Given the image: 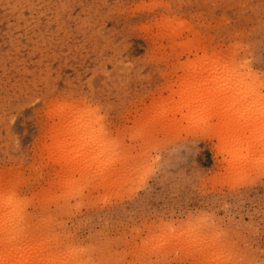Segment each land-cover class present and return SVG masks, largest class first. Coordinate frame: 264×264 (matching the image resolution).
I'll return each instance as SVG.
<instances>
[{"label": "rangeland", "instance_id": "374dc122", "mask_svg": "<svg viewBox=\"0 0 264 264\" xmlns=\"http://www.w3.org/2000/svg\"><path fill=\"white\" fill-rule=\"evenodd\" d=\"M194 83L245 90L195 119ZM261 113L264 0H0V255L264 264Z\"/></svg>", "mask_w": 264, "mask_h": 264}, {"label": "bare ground", "instance_id": "6f19581e", "mask_svg": "<svg viewBox=\"0 0 264 264\" xmlns=\"http://www.w3.org/2000/svg\"><path fill=\"white\" fill-rule=\"evenodd\" d=\"M197 82V81H196ZM200 83V82H199ZM198 83V84H199ZM202 83V82H201ZM213 82H211L210 84H212ZM209 84V87H205V89H204V93H201L200 92V84L199 85H196L195 83L193 84V86L191 85L190 86V88H186V90H184L183 92H182V94H181V99H180V102H179V107L180 108H184V109H186L187 110V113H185L186 114V117H192V118H195V116H197V114L196 113H198L199 111L201 112V113H206V111L208 110V109H212V107H214L215 106V108H216V106H218L219 107V111L221 110V111H224V110H229V108L231 109V108H234L235 106L234 105H236V106H238L239 104H240V99H239V97H241L240 95H242V91H241V87L242 86H236V88H239V90L238 89H235L233 86V88L235 89V90H238V91H240L241 92V94L238 92V91H234L235 92V94H233V95H231L228 99H226L225 97H223L222 95H220V96H222L223 98H225V99H223V98H221L219 95H217L216 93H213V89L215 88H213V86L212 85H210ZM195 85V86H194ZM203 85V84H202ZM201 85V89L203 88V86ZM208 85V84H207ZM213 85L215 86V84L213 83ZM244 85L246 86V84L244 83ZM243 85V88L245 87ZM206 86V85H205ZM188 87V86H187ZM232 87H231V89H232ZM199 88V89H198ZM228 88L230 89V86H228ZM241 88V89H240ZM246 88H247V86H246ZM242 90H245V88L244 89H242ZM250 90H252V89H250ZM201 94H200V93ZM243 92H246L247 93V89H246V91H243ZM239 93V94H238ZM246 93H244V94H246ZM214 94L216 95V96H214ZM248 94V93H247ZM217 96H218V98H217ZM220 97V98H219ZM239 101V102H238ZM249 104V102L248 103H246V107H247V105ZM234 106V107H233ZM245 107V108H246ZM214 108V110L216 111L218 108H216L215 109ZM255 109V108H254ZM192 111H195V114H194V112H192ZM253 111V110H252ZM199 112V113H200ZM214 113V112H213ZM194 114V115H193ZM244 117H242V119H243V121L240 119V121H242V123L244 124V123H247V125L252 121H254V118H256V119H258L257 121H259V118H257L256 116V114H253V113H251V112H248L247 110H246V113L244 112ZM263 114L264 113H261V115L260 116H258V117H261L260 119L261 120H264V117H262L263 116ZM256 115V116H255ZM197 117H200V114H199V116H197ZM221 117H223V116H221ZM239 118V117H238ZM196 119V118H195ZM227 119V126H228V131H227V134H226V136H224L225 138H226V142L228 143V150H227V143H225L226 144V150L228 151V155L231 157V162H232V164H233V167H235V165L237 164V163H240L241 161L240 160H242V162H244L245 163V161H247V159H246V157H244L245 158V161H243V156H245V155H243L244 153H243V150L245 149V151L247 150L246 149V147H244V143L245 144H247V141H246V138L244 137L245 136V133H244V136L242 135L243 133H241V135L244 137H240L238 134H240L239 133V129L240 128H238L237 129V127H240V125L242 126V124H239V123H237V125H239V126H236V130H233L232 129V126L234 127V125L232 124L233 122V117H229L228 116V118H226ZM229 120V121H228ZM238 120V119H237ZM261 120H260V123H261ZM235 121V120H234ZM251 122V124L250 125H248V127L244 124L243 126H242V130H243V127L244 128H249V130H250V126H252L253 125V123ZM255 122V121H254ZM257 122H255V124L254 125H258L259 124V122H258V124H256ZM232 125V126H231ZM253 125V126H254ZM264 125V124H263ZM262 126V125H261ZM254 128V127H253ZM258 128V127H257ZM256 128V130L255 131H253V134L256 136V137H259V139H262L263 140V138H264V135H263V132L261 131V129H263L264 128V126H263V128L262 127H260L259 126V128L257 129ZM240 129V130H241ZM252 129V128H251ZM242 130H241V132H242ZM238 131V132H237ZM246 131H248L247 129H246ZM251 131V130H250ZM238 133V134H237ZM251 134H252V132H250ZM75 136H77V135H75ZM239 136V137H238ZM253 136V135H252ZM255 136L253 137V138H255ZM73 137V136H72ZM228 137V138H227ZM70 138V137H69ZM75 139V138H74ZM224 139V138H223ZM250 139L252 140V137H250ZM257 139V138H256ZM255 139V140H256ZM259 139H257L258 141H260ZM71 140H72V138H71ZM254 140V139H253ZM254 140V141H255ZM73 141V140H72ZM75 142H76V140H74ZM79 141V140H78ZM77 141V142H78ZM224 141V140H223ZM246 141V142H245ZM76 142V143H77ZM70 143V142H69ZM79 143V142H78ZM223 143V142H222ZM73 145V142L72 143H70L68 146H70V145ZM70 146V147H73V146ZM67 146V145H66ZM67 146V150H68V147ZM81 147V146H80ZM242 147H244L243 149H242ZM253 148L254 147H252L249 151L250 152H252L251 150H253ZM256 148V147H255ZM71 149V148H70ZM75 149H78V148H75ZM74 148H73V150H75ZM73 150H68V152L70 151V152H72ZM76 151V150H75ZM75 151H73L74 153H75ZM78 151H80L79 149L77 150V152ZM249 151L247 150V152L249 153ZM69 152V153H70ZM76 152V153H77ZM105 152V151H104ZM253 152H254V150H253ZM80 154V153H79ZM250 154V153H249ZM256 155V154H255ZM91 156H94V155H91ZM248 156V155H247ZM72 157V156H71ZM251 157V155H249V158ZM252 157H253V154H252ZM251 157V158H252ZM71 160V159H70ZM75 160V159H74ZM77 160V159H76ZM249 160H252V159H248V162H249ZM69 161V160H68ZM240 161V162H239ZM73 162V161H72ZM75 162V161H74ZM242 162H241V164H242ZM251 162V161H250ZM71 163V162H70ZM76 163V162H75ZM236 163V164H235ZM235 164V165H234ZM240 164V165H241ZM239 165V166H240ZM239 166L237 165L236 166V168L238 167V169H239ZM241 168H242V165H241ZM17 206V205H16ZM13 210V209H12ZM10 213V212H9ZM4 215H6V214H4ZM6 217H7V215H6ZM5 220V219H4ZM1 221V220H0ZM7 221V220H6ZM13 221V220H12ZM3 226V225H2ZM6 226H8V225H6ZM14 227V226H13ZM13 229V228H12ZM9 240V239H8ZM21 250V249H20ZM2 254V253H1ZM20 254L21 255H18L19 256V258L21 259V257H22V251L20 252ZM16 255H17V253H16ZM11 256V255H10ZM9 256V257H10ZM14 258V257H13ZM16 259H17V256L15 257ZM18 258V259H19ZM24 258V257H23ZM23 258H22V261H23ZM7 259H8V257H6V256H3V255H0V264H6L8 261H7ZM17 259V260H18ZM19 259V260H20ZM25 259V258H24ZM29 259V258H28ZM35 259V258H34ZM18 260V261H19ZM10 261V260H9ZM21 261V262H22ZM28 261V260H27ZM29 261H31V260H29ZM57 261H58V259H57ZM60 261H61V259H60ZM59 262V261H58ZM9 263V262H8ZM12 263V262H11ZM23 263V262H22ZM24 263H25V261H24ZM19 264H21V263H19ZM26 264V263H25ZM60 264V263H59Z\"/></svg>", "mask_w": 264, "mask_h": 264}]
</instances>
